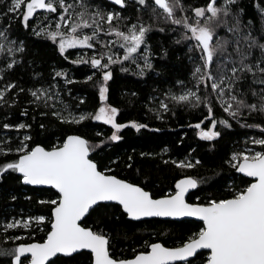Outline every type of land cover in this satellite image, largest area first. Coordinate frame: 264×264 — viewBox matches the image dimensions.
I'll return each mask as SVG.
<instances>
[{
  "label": "snow or ice",
  "instance_id": "6c2138e0",
  "mask_svg": "<svg viewBox=\"0 0 264 264\" xmlns=\"http://www.w3.org/2000/svg\"><path fill=\"white\" fill-rule=\"evenodd\" d=\"M0 4H4L0 11V109L15 107L24 94L34 112L54 120L61 129L55 142L43 145L34 142L32 123L9 122L7 112L0 120V185L7 175H14L21 185L46 186L48 190L36 199L47 211L26 217L3 216L0 264H264L261 0H254L256 20L245 18L242 0H0ZM13 22L27 35H14ZM154 32L175 37L172 44L184 46L192 67L187 80L175 82L178 91L170 88L161 94L163 98L150 97L149 102L155 100L158 107L148 111H154L158 120L168 114L176 116L178 107L201 111L202 119L188 125L198 130L201 141H216L234 125L257 130V135L244 140V149L233 151L224 160L230 169L242 174L240 184L222 172L212 177L184 174L171 190L156 198L146 190L149 178L144 184L130 181L94 159L104 139L93 142L83 132L63 131V126L86 128V122L97 121L110 126L107 140L118 142L126 128L136 132L149 128L135 120L118 122L121 108L110 102V82L117 68L120 73L139 77L155 71V54L149 43ZM27 36L51 41L60 57L71 65L87 66L90 74L78 81L68 72L54 70L45 86L40 83L43 74L34 72L39 86L31 88L11 80V75L28 63ZM69 50L91 52L70 59ZM161 51L160 58L167 57L163 44ZM77 83L90 85L98 94L92 111L82 107L84 97L78 98L72 88L64 87ZM65 94L76 102L66 103ZM20 115L28 117V108ZM32 119L35 121V116ZM37 127L48 131L43 122ZM96 136L103 133L96 132ZM168 151L163 149L164 154ZM132 159L128 157L126 168L132 169ZM118 163L110 161L111 165ZM163 163L187 170L202 162L189 153L185 159H164ZM213 183L223 187L213 191ZM10 199L15 201L17 196L10 194ZM25 199L32 200V196ZM185 218L200 223L178 242L168 245L160 240L172 231L160 227L153 228L139 247H132L131 255H124L123 249L120 254L114 250L117 225H174L184 223ZM38 232L43 233L40 239H36ZM153 235L157 239H152Z\"/></svg>",
  "mask_w": 264,
  "mask_h": 264
},
{
  "label": "trees",
  "instance_id": "16d2710c",
  "mask_svg": "<svg viewBox=\"0 0 264 264\" xmlns=\"http://www.w3.org/2000/svg\"><path fill=\"white\" fill-rule=\"evenodd\" d=\"M261 3L264 4V0H261ZM253 4L254 0H242L246 19H257V9ZM3 9L4 4H0V11ZM2 20L3 18L0 17V21ZM12 32L14 35H27L16 22H13ZM174 38L171 35L166 36L158 32L150 34L149 43L152 45V51L155 54L153 57L155 71L148 72L144 77H139L130 73H120L117 68L114 80L110 82V102L121 108L118 122L127 123L135 120L147 123L149 125L148 129H141L140 132H136L134 129L126 128L122 131V139L118 142L107 140L112 130L110 126L103 125L102 122H86L88 125L86 128L63 126V131L68 134L78 131L83 132L93 142L104 139L105 144L102 150L98 149L93 154L94 159L101 166L109 165L113 167L117 175L130 181L144 184L145 178H149L146 190L151 191L155 197H159L171 190L174 181L181 178L184 174L212 177L214 173L222 172L225 177L234 176L236 178L235 183L240 184L242 175L230 169L224 164V160L233 151L244 149V140L248 136L257 135V130L241 129L239 126L234 125L232 131H223L221 138L216 141H201L197 135L198 130L188 126L202 119L203 113L201 111H193L190 108L180 109L178 107L176 116L168 114L163 120L156 119L154 111H148L149 107L154 110L158 107L155 100L149 102L150 97L163 98L161 94L170 88L178 91V86H175V82L189 78L192 65L185 55L186 49L184 46L172 44V39ZM26 43L28 48L26 60L28 63L18 68L10 77L11 80H18L20 85L25 88L39 86L33 78L34 72L43 74L40 83L45 84V86L50 81L54 70L68 72L70 76L78 81H83L85 76L90 74L87 66L71 65L60 57L51 41L35 36H27ZM161 44L168 49L167 57L160 58L162 56ZM69 52L71 54L70 59H75L77 55L81 53L87 55L91 50H69ZM60 83L63 86L62 80ZM64 87L72 88L76 97L82 96L86 99V103L82 106L86 110L92 111L98 104V94L90 85L77 83ZM133 92L137 93V95L133 96ZM28 100L29 97L27 95L21 94L15 107L0 109V120L3 119L4 112H7L11 117L9 122L33 124L30 134L33 136L35 143L49 145L55 142L56 135L59 134L61 129L57 127V123L54 120L49 121L34 112L33 106L28 103ZM64 100L66 103L74 104L76 102L66 94L64 95ZM24 108L29 110L30 115L28 117L20 115ZM216 115H221L219 109L216 110ZM32 116H35V121H33ZM38 122L47 124L48 131L41 132L37 127ZM152 129H160V131H152ZM96 132L103 133V136L97 137ZM248 147H252V145L249 144ZM164 148L169 150L167 154L163 153ZM192 149H195V152H192ZM141 153H152L153 155L142 156ZM189 153H191L192 158L200 159L201 165L194 169L182 170L171 163L167 165L163 163L164 159H185ZM129 156L133 158L131 161L132 169L125 167V164L129 162ZM112 160H118L119 163L111 165L110 161ZM231 182L229 181V183ZM222 187V183H213L212 190L216 191ZM42 191L48 190L46 188L21 185L14 175H7L3 184L0 185V222L3 221L4 215L17 217L23 215L26 217L32 212L47 211L45 207L36 204V199L42 194ZM10 194H15L17 200L12 201ZM25 196H32V200H26ZM152 219L155 220L157 218ZM198 223L200 222L193 219H185L184 223L174 225H158L155 223L141 225L137 222L124 226L117 225L119 235L115 240L114 250L117 254H120L121 249H123L124 255H131L132 247H139L142 239L149 238L153 228L158 230L160 227L172 229L170 235L159 237L160 240L166 241L168 245H171L178 242L181 236L186 235L188 230ZM21 235L26 237L27 233L21 231ZM42 236V232L36 233V239H40ZM151 238L157 239L154 235ZM2 243L4 241L0 237V244Z\"/></svg>",
  "mask_w": 264,
  "mask_h": 264
},
{
  "label": "water",
  "instance_id": "95a60500",
  "mask_svg": "<svg viewBox=\"0 0 264 264\" xmlns=\"http://www.w3.org/2000/svg\"><path fill=\"white\" fill-rule=\"evenodd\" d=\"M242 175V174H241ZM35 187H40V188H46V186H35ZM155 197V196H154ZM160 197V196H159ZM159 197H156V198H159ZM185 219H193L194 220V218H185Z\"/></svg>",
  "mask_w": 264,
  "mask_h": 264
}]
</instances>
